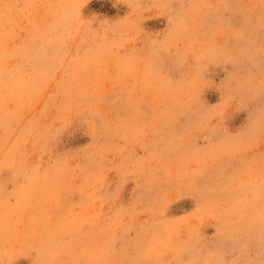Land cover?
I'll return each instance as SVG.
<instances>
[{"label": "rangeland", "instance_id": "rangeland-1", "mask_svg": "<svg viewBox=\"0 0 264 264\" xmlns=\"http://www.w3.org/2000/svg\"><path fill=\"white\" fill-rule=\"evenodd\" d=\"M0 264H264V0H0Z\"/></svg>", "mask_w": 264, "mask_h": 264}]
</instances>
